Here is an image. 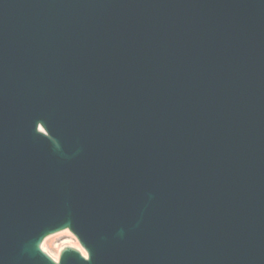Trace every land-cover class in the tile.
<instances>
[{"label":"water","instance_id":"water-1","mask_svg":"<svg viewBox=\"0 0 264 264\" xmlns=\"http://www.w3.org/2000/svg\"><path fill=\"white\" fill-rule=\"evenodd\" d=\"M0 264H264V0H0Z\"/></svg>","mask_w":264,"mask_h":264},{"label":"rangeland","instance_id":"rangeland-1","mask_svg":"<svg viewBox=\"0 0 264 264\" xmlns=\"http://www.w3.org/2000/svg\"><path fill=\"white\" fill-rule=\"evenodd\" d=\"M79 245V241L74 234L60 232L50 236L46 240L47 250L51 253L56 254L62 247L65 246H76Z\"/></svg>","mask_w":264,"mask_h":264},{"label":"bare ground","instance_id":"bare-ground-1","mask_svg":"<svg viewBox=\"0 0 264 264\" xmlns=\"http://www.w3.org/2000/svg\"><path fill=\"white\" fill-rule=\"evenodd\" d=\"M61 232H65V233H70V234H72V232H71L70 230H68V229L63 230V231H61ZM59 233H60V232H59ZM51 236H52V235H51ZM49 237H50V236H49ZM49 237H47V238L45 239V241H44L42 247H43V249H44L45 251H47L49 254H51V255L54 256L56 259H58V258H59L60 251H61L64 247H62V248L59 250V252H57L56 254H54V252H53V253L49 252V251L47 250V247H46V240H47ZM75 247L78 248V249H80L84 254H86L85 251L82 249L81 246L76 245Z\"/></svg>","mask_w":264,"mask_h":264}]
</instances>
